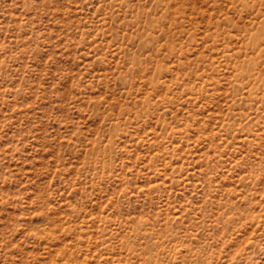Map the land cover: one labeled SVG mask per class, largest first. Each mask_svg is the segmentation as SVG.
I'll return each instance as SVG.
<instances>
[{
	"label": "rangeland",
	"instance_id": "374dc122",
	"mask_svg": "<svg viewBox=\"0 0 264 264\" xmlns=\"http://www.w3.org/2000/svg\"><path fill=\"white\" fill-rule=\"evenodd\" d=\"M0 264H264V0H0Z\"/></svg>",
	"mask_w": 264,
	"mask_h": 264
}]
</instances>
